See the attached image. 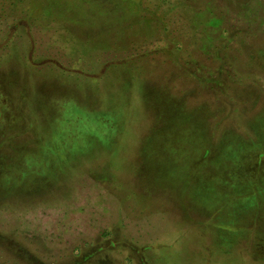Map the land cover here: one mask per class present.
<instances>
[{"label": "rangeland", "instance_id": "374dc122", "mask_svg": "<svg viewBox=\"0 0 264 264\" xmlns=\"http://www.w3.org/2000/svg\"><path fill=\"white\" fill-rule=\"evenodd\" d=\"M0 264H264V0H0Z\"/></svg>", "mask_w": 264, "mask_h": 264}]
</instances>
